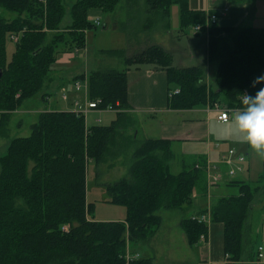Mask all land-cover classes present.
I'll use <instances>...</instances> for the list:
<instances>
[{
  "label": "trees",
  "instance_id": "16d2710c",
  "mask_svg": "<svg viewBox=\"0 0 264 264\" xmlns=\"http://www.w3.org/2000/svg\"><path fill=\"white\" fill-rule=\"evenodd\" d=\"M174 2L179 4L183 29L199 24L206 31L208 60L217 62L215 87L210 89L205 82L204 67L172 66L170 51L157 43L131 56L123 49H100L121 57L124 69L91 70L87 95L98 99L101 109H117L115 118L107 125L86 124L84 115L73 110H43L30 124V134L12 138L0 156V264H152L150 257L126 255L157 232L162 222L157 210L186 211L194 206L193 191L206 182L205 159L172 173L170 140L151 137L133 151L128 175L104 184L108 201L125 207L123 220H93L89 217L93 203L86 201V164L104 161L129 108V67L150 62L164 69L169 91L178 88L168 98L173 109L216 101L240 109L242 94L255 95L264 88V80L256 82L264 75V27L219 25L206 18L214 10L191 9L187 0H145L149 11L164 18ZM118 3L75 0L69 6L72 23L67 31H59L65 12L62 0H0V136L7 133L11 113L46 87L57 55L85 47V33L100 25L99 18L88 17L89 10L113 12ZM47 30L56 31L47 37ZM12 36L19 37L7 61L4 42ZM123 138L125 144L132 140ZM226 183L237 191L196 212L208 211L210 221L223 224L226 264H236L245 258L243 226L264 185V157L255 181L231 178ZM191 216L179 222L189 245L208 232L206 221Z\"/></svg>",
  "mask_w": 264,
  "mask_h": 264
},
{
  "label": "rangeland",
  "instance_id": "374dc122",
  "mask_svg": "<svg viewBox=\"0 0 264 264\" xmlns=\"http://www.w3.org/2000/svg\"><path fill=\"white\" fill-rule=\"evenodd\" d=\"M74 1L75 0H62L65 6V12L59 23V29L57 30H68L70 24L72 23L69 6ZM190 1L193 2V5L195 7L208 9L207 0ZM222 1H224V3H220L219 5H215V3L213 2H211L212 5H210V8H216V10L214 11L218 14V17L216 19L217 24H219L218 20L225 16H222L223 14H221V10L224 6H227L229 8L235 4H243L248 7V11L243 17V22L245 23H242L243 25H241V27L247 26V24L250 22L249 19L252 15V12L249 10V6L256 5L260 11H264V0ZM226 14L229 15L230 11L226 12ZM238 17L239 16H237V18ZM98 18L100 20V25H97L94 29L88 30L87 34L85 33L87 37L85 43L86 46L85 48L83 47L84 49L81 48L76 53L80 54L81 52V59L79 60L80 64L82 65L81 71H83L85 65L84 57L82 56V54L86 51L88 55L87 60L89 61L88 70L108 68H116L121 70L124 69L122 58L115 55L103 54L100 49H117V47H119L116 46L117 44H126V46L133 45L131 52H137L141 48L155 42H161L163 39L171 42L172 44L179 43L180 45H185V42L183 40H186L187 37H193L194 34V30L191 28V26L184 29L182 28L179 18V4H177L176 2L172 3L169 6V14L167 18H164V16H160L159 13L149 11L145 0H119V3L116 5L113 12L99 13ZM262 18H264L263 15ZM54 31L56 30H47V37L51 36ZM202 34H204V31L200 30L199 35L202 36ZM170 37H172L173 40H170ZM4 48L6 60L8 61L11 59L13 50L15 48V41L13 39H10L9 37H6ZM173 54L174 57H181V53L179 51H173ZM183 57H187V60L195 59L188 56ZM173 64L174 66L178 65V63L176 62H174ZM182 64L184 66H191L194 63L184 61V63ZM144 66L146 65L143 64L140 67ZM216 66V62L211 64L212 76L210 77L209 82L212 84L214 68H216ZM51 72L52 70L50 71V73ZM71 74L72 71L67 70L65 76H71ZM54 87L55 86H50V84H47L46 87L43 88L42 91L38 93V95L34 96L32 100L25 101L21 108L18 107L12 112L13 114L11 113V117L9 118V122L7 123V133L6 135L0 136V156L5 154L7 146L12 138L17 136H28L30 134V124L36 121L39 114L38 111H32L35 110V107H32V103L35 99L42 100V93L49 92V97H51V101L53 102L57 100L61 105L65 102L63 99H61L60 89L58 87ZM72 87L66 90L67 96L69 97L70 91H73ZM50 89L52 90L49 91ZM82 90L83 88L78 92L80 98V92ZM80 104H84L83 100L80 101ZM129 108L132 107L129 106ZM95 111H98L100 120H94L95 123H92L93 115H86L87 124L107 125L110 123L111 119L115 117V110L95 109ZM125 111L123 112L124 117L121 120L120 127L118 129V136H116L115 138V143L110 146L109 152L106 155L104 161L96 164L94 161L89 160L86 164V201L88 200L93 203L92 210L89 213V216L93 220H119L124 217L126 212L125 207L122 204L111 203L108 201V195L104 185L106 182H113L128 175V168L133 161V151L143 141L141 135H138L135 139H133V135L140 127V125L145 121H143V118L141 116H138L140 118L137 119L134 117L131 118V116L128 115V112ZM236 111L237 110H234L233 112ZM152 114L154 115L150 118L156 119L158 113ZM147 123H153V121ZM123 137H128L130 138V140H132L129 141V144H125L122 142V139H124ZM207 163L208 162L205 160V167ZM171 171L178 172L172 164ZM204 173H206V171ZM238 176H240V174L234 175L233 177ZM205 183L206 186H204ZM215 187L216 186L210 188L207 180L206 182L204 180V182H202L199 187L195 188L193 191L195 202L196 199H201L203 203L206 200V195H208L209 193H211V200L215 201L221 195H231L237 191V188L235 186H229L225 183H221L218 188ZM218 189H223L221 195L218 194ZM263 199L264 185L262 186L259 193L254 196L251 203V208L248 211V216L243 226V245L245 248V253H252L254 248H257V246L261 244L264 254V207L261 206V201H263ZM192 212V208H189L186 211H179L176 209H167L164 207H160L157 210V213L162 218V222L154 236L157 237V239H161L163 235H165L168 239L166 241H161L162 253L152 257L153 264H190L187 261L188 255L191 256V264L204 263L203 261L197 259L198 247H200L204 241H198L193 245H189L186 240L187 238L185 237L186 235L179 224L180 220L183 217L189 215ZM206 223L210 226L213 234H216L217 226L222 227L221 222H212L210 221V219H207ZM154 236H152V238ZM140 246H143V243L138 242L134 246V248H137L136 250L139 253V257L149 256L150 252H145L143 251V249L138 248Z\"/></svg>",
  "mask_w": 264,
  "mask_h": 264
},
{
  "label": "crops",
  "instance_id": "0c3cea01",
  "mask_svg": "<svg viewBox=\"0 0 264 264\" xmlns=\"http://www.w3.org/2000/svg\"><path fill=\"white\" fill-rule=\"evenodd\" d=\"M187 2L189 8L195 10H216V8H210V5H212L211 2L215 3V5L224 3V1L222 0H207L208 9H201L195 7L193 5V2L190 0H187ZM226 7L227 6H224L223 8ZM227 9L228 11H230V14L227 15L225 12L222 15L225 16L218 20L219 25L241 27V25H243L242 23H245L243 22V17L247 13L248 7L243 4H235L229 8L227 7ZM249 10L252 12V15L247 26L264 27V18H262V15L264 16V11H260L256 5L249 6ZM99 13H101L100 10L92 8L89 10L88 17L90 19L98 18ZM6 16L11 17V14L7 13ZM237 16L239 17L237 18ZM205 32L204 34H206ZM204 34H202L201 36L199 35V32H194L193 37H187L186 40H183L185 42V45H180L179 43L172 44L165 39H163L161 42L155 43L162 45L168 52L170 51L172 66H174V62L178 63V65L174 67H187L182 64L184 63V61L194 63L191 66L199 65L204 67L205 82L207 83L208 87L214 88V83L212 84L209 82L210 77L212 76L211 64L214 63V61L212 62L208 60L207 39ZM170 40H173V38L170 37ZM116 46H119L117 47V49H123L127 56H131L135 53L131 52L133 45L126 46V44H117ZM173 51H179L181 53V57H174ZM80 54L73 55V53L70 51L61 52L58 55L56 61L51 65L52 72L50 73L51 77L48 84H50V86L58 87L61 91V95L66 93V90H68V88L72 87L74 79L83 78L84 76L80 75L87 76V74L91 71L88 70L89 61L87 60V51L82 54V56L84 57L85 65L83 71H81L82 65L79 61L81 59ZM183 56H188L195 59L187 60V57ZM143 64H145L146 66L140 67ZM141 65L131 66L126 72L128 83V103L129 106L132 107L128 108L126 111L128 112V115L131 116V118L134 117L137 119L140 118L138 116H141L143 118V121H145L136 130L133 135V139H135L138 135H141L143 140L150 137L170 140V149L172 155L171 159L168 162V166L169 170L171 171L172 164L178 172L182 169V166L184 164L191 163L199 158L205 159L209 164L218 162L222 159L223 154L227 151L228 148L234 147L240 153H243L245 155V159L243 161L244 170L237 173L240 174V176L234 178L255 181L262 170L264 154L254 151L244 140L243 135L239 132L233 121L235 112L232 111V113H230V119L228 121L221 122L217 119L218 109L215 107H211V105L208 104H199L186 109L169 108V86L167 83L166 72L155 63L144 62L141 63ZM67 70L72 71L71 76H65ZM215 71L216 68H214L213 81ZM72 89L73 91H70V97L67 96L66 93V99L61 98L65 101L62 105L59 104L57 100H55L54 102L51 101V97H49L48 94L49 92L42 93V96L45 95L44 98L42 97V100H34V102L32 103V107L34 106L35 110L32 111H38L40 113L43 110L73 109L71 107L74 106V100L79 99V101L83 100L84 102V98L88 95L87 89H84L80 92V98L78 95V92L80 90L77 91L74 89V87H72ZM51 90L52 89H50L49 91ZM152 113H158L156 119L150 118L154 115ZM98 114V111H95V109L88 110L87 116L93 115L92 123H95L94 120L99 118ZM114 118H112L111 120H113ZM151 121H153V123H147ZM222 166H224L223 163ZM217 170L218 168L211 169L210 174L214 173ZM221 175L223 176L225 174L221 173ZM225 178L227 177H224V179ZM226 181H228V179H226ZM226 181H223L222 183L227 184ZM220 184L215 188H218ZM222 192L223 189H218L219 195H221ZM205 198L206 200L203 203L201 199H196V202L194 201V206L192 207L193 212L200 209H206L210 206V204L213 202L211 200V193L206 195ZM87 202L91 203L88 200ZM261 206L264 207V199L263 201H261ZM124 217L119 220H123ZM99 221H114V219ZM167 239L168 238L165 235H163L161 239H157V237L154 236L149 242L143 243V246H140L138 248L143 249V251L145 252L149 251L150 255L146 257L152 258L153 256L162 253L161 241H166ZM259 245L261 246V244ZM136 249L137 248H134L133 250L132 248V251L127 254L133 256L135 253H137ZM255 249L256 247L254 248L252 253H246L244 258L245 262H242L240 264H246L248 261L254 260V254L256 251ZM197 259L203 261V264H226L223 243V224L222 227H216V234H213V231L208 225L207 237L205 238L203 244L198 247ZM187 261L191 264L190 255H188ZM255 264H264V254L262 259L256 261Z\"/></svg>",
  "mask_w": 264,
  "mask_h": 264
},
{
  "label": "clouds",
  "instance_id": "9594fccd",
  "mask_svg": "<svg viewBox=\"0 0 264 264\" xmlns=\"http://www.w3.org/2000/svg\"><path fill=\"white\" fill-rule=\"evenodd\" d=\"M262 80L264 75L256 78V82ZM242 105L234 113L233 121L249 146L264 154V88L255 95L242 94Z\"/></svg>",
  "mask_w": 264,
  "mask_h": 264
},
{
  "label": "built area",
  "instance_id": "2783aa9c",
  "mask_svg": "<svg viewBox=\"0 0 264 264\" xmlns=\"http://www.w3.org/2000/svg\"><path fill=\"white\" fill-rule=\"evenodd\" d=\"M226 10V9H225ZM217 19V15L215 13H211L209 15V20L215 22V20ZM194 30H199L200 29V25L196 24L194 25ZM75 88L79 89L80 88V84L78 82L75 83ZM178 89H176L173 93H177ZM64 97V96H63ZM77 104V102H75ZM87 106L89 107H95V101H91L87 104ZM215 108H219V113L217 114V119L222 121V122H226L230 119V110L227 108H221L218 104H215ZM83 111H86L85 109H83ZM244 160V156L240 153H238L235 149L231 148L228 150V153L226 156L223 157L222 162L225 163L227 165V172L230 175L235 174L238 171H241L243 166L241 164V162ZM215 167V164L213 165ZM210 166H207V171H209ZM211 179H212V183L217 182L220 179V175L218 172H214L211 175ZM192 219H198V221H205L206 220V215L202 214L199 217H196L194 215H192ZM201 237H203L201 235ZM263 256L262 253V246H258L257 248V257L261 258Z\"/></svg>",
  "mask_w": 264,
  "mask_h": 264
},
{
  "label": "water",
  "instance_id": "95a60500",
  "mask_svg": "<svg viewBox=\"0 0 264 264\" xmlns=\"http://www.w3.org/2000/svg\"><path fill=\"white\" fill-rule=\"evenodd\" d=\"M1 74H2V71H1V69H0V76H1Z\"/></svg>",
  "mask_w": 264,
  "mask_h": 264
},
{
  "label": "bare ground",
  "instance_id": "6f19581e",
  "mask_svg": "<svg viewBox=\"0 0 264 264\" xmlns=\"http://www.w3.org/2000/svg\"><path fill=\"white\" fill-rule=\"evenodd\" d=\"M208 15H210V13L208 14ZM206 18H208V17H206ZM215 23V22H214ZM194 30V29H193ZM214 109V108H213ZM209 216V215H208Z\"/></svg>",
  "mask_w": 264,
  "mask_h": 264
}]
</instances>
